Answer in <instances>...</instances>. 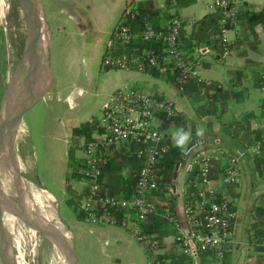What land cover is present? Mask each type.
Here are the masks:
<instances>
[{"label": "crops", "instance_id": "0c3cea01", "mask_svg": "<svg viewBox=\"0 0 264 264\" xmlns=\"http://www.w3.org/2000/svg\"><path fill=\"white\" fill-rule=\"evenodd\" d=\"M146 1H150L156 9L183 18L180 36L182 50L187 60L198 69L202 79L209 81V84L191 81L198 85V90L180 92L175 82L148 71L105 69L104 74L97 75L105 86L100 99L86 100L84 95L88 92L82 88L71 90L61 99L53 82L50 65L47 89L36 111L33 132L25 151L29 153L30 159L34 156L36 168L34 138L38 126L43 128L49 123L62 129L65 161L61 172H56L58 186L55 187L62 190L61 200L62 204H65L67 184L76 193H83L85 189L83 177L78 171L74 172L77 163L71 164L68 159V148L74 145L72 129L87 121L95 124L110 94L120 87L161 91L174 101L177 108V116L173 125L169 127V146H173L171 133L178 127L190 129L193 140L189 142L187 149L182 151L172 182L168 189L158 193L159 198L181 217V194L186 187L187 166L191 157L199 150H218L226 155L237 156L242 171L241 181L237 186L228 189L234 197L236 208V217L232 224L233 243L222 264H259L257 250L261 232L257 227V220L258 206H261L264 195V171L259 172L263 165L258 166L247 149L254 143L248 139V132L251 130L259 132V124L264 115V92L260 89V78L264 76V28L260 25L244 28L238 14L239 24L236 27H229L226 32L224 40L229 51L222 59V38L218 36V32L209 33L205 30V26H213V22L208 20L211 15L216 14L208 7L210 0H192L189 4L175 3L170 7L165 4V0H82V4L73 10L74 14H69V18L78 29L97 25L99 34L95 39L96 54L93 64L96 73L100 69L101 54L108 43L111 30L124 7L130 3L138 6L139 3ZM232 1L238 11L264 9V0ZM62 9L65 12L70 11L69 7ZM206 20L207 23H204ZM51 39L50 31V45ZM201 127L204 129V135L197 137L196 130ZM19 142L18 138L17 146ZM115 153L104 155L103 162L114 157ZM74 154L77 159L81 156L78 148ZM120 156L115 157V166L120 162L118 167H112V163L111 167L103 168L100 182L105 186H112L116 177L123 178L120 180L122 182L131 175H137L140 160L136 157L129 160L127 156ZM66 175H69L68 181ZM52 195L56 198L54 194ZM113 195L126 194L119 191ZM58 214L62 216L61 204L58 206ZM73 214L74 219L70 224L65 222V226L69 230L72 249L77 259L81 257L87 264H146L142 246L129 229L113 224L85 222L83 214L79 213L78 209H73ZM167 247L169 251L177 252L170 240L166 243Z\"/></svg>", "mask_w": 264, "mask_h": 264}, {"label": "built area", "instance_id": "2783aa9c", "mask_svg": "<svg viewBox=\"0 0 264 264\" xmlns=\"http://www.w3.org/2000/svg\"><path fill=\"white\" fill-rule=\"evenodd\" d=\"M232 0H210L209 9L218 15V36L222 38V59L228 54L225 42L229 27L239 24L238 10ZM136 4H128L121 12L104 48L100 66L104 69L147 72L153 69L161 77L175 75L178 91L190 82H204L198 69L186 58L180 36L183 18L170 14L159 24L144 21L135 29L130 21L138 13ZM260 89L264 92V81ZM177 116V108L170 98L158 90L120 87L114 90L95 120V130L90 137L77 138L81 152L76 165L83 177L85 189L79 213L88 223L113 224L129 229L140 242L146 264H168L170 240L177 253L190 258L192 264H201L206 257L217 264L231 250L232 224L236 217L235 200L228 191L241 181L239 158L222 151L199 150L190 159L185 190L181 194V217L161 201L157 194L160 183L158 163L170 146L169 127ZM136 146L135 157L140 160L134 191L130 195H112L101 191L100 161L104 155ZM264 147V115L259 124V138L247 149L260 156ZM219 163L214 172L213 162ZM159 205L165 209L158 210ZM260 241L257 254L259 264H264V195L261 202ZM122 210L124 216H117ZM158 215L176 229L172 236L159 237L145 232L140 224L148 216ZM205 253V254H203Z\"/></svg>", "mask_w": 264, "mask_h": 264}, {"label": "rangeland", "instance_id": "374dc122", "mask_svg": "<svg viewBox=\"0 0 264 264\" xmlns=\"http://www.w3.org/2000/svg\"><path fill=\"white\" fill-rule=\"evenodd\" d=\"M8 3L6 13L0 12V108L10 76L16 69L22 49V19L19 4L17 0H8ZM42 3L52 36L50 65L59 97L62 99L71 90L82 88L88 92L84 95L86 100L100 99L105 86L97 75L104 74L106 70L99 66L100 69L96 73L93 67L96 54L95 39L99 34L96 29L97 25H91L87 29H78L74 26L73 20L69 18V14L73 15V10L82 4V0H42ZM64 7H69L70 11H63ZM164 78L168 79V76ZM14 83L15 78H12L11 84L14 85ZM14 88L16 87L14 86ZM57 103L60 106L59 100ZM61 130L60 127L49 123L43 128L38 126L34 138L36 168L34 167V156L30 159L28 152L22 156L21 160L24 164V174L41 190L48 192L51 196H53L52 194L56 196L53 198L58 206L61 204V214L65 220H62L61 224L66 227L65 222L70 224L75 216L72 206L67 203L62 204V190L55 187L57 185L56 172H61L63 161H65V142ZM7 153L8 148L4 147L1 152V163L5 160ZM7 168L4 166L3 172L8 180ZM43 203L46 207L31 204L36 212L32 216L38 213L43 215L47 211L49 215L55 217L57 205L49 202L44 194ZM16 204L18 208L22 207L19 203L16 202ZM43 221L47 222L46 218ZM37 229L42 235L39 244L35 248H33L32 242H29L27 246L23 245L24 256H19L18 260L27 261L28 264H57V259L52 251V241L42 233L40 228ZM77 244L76 241L75 248H77ZM78 260L80 264H87V261L81 257Z\"/></svg>", "mask_w": 264, "mask_h": 264}, {"label": "bare ground", "instance_id": "6f19581e", "mask_svg": "<svg viewBox=\"0 0 264 264\" xmlns=\"http://www.w3.org/2000/svg\"><path fill=\"white\" fill-rule=\"evenodd\" d=\"M7 4H9L8 0H0V12L6 13ZM46 33V27L42 23L41 15L38 12L33 21L31 39L32 42L37 40V46L33 47V55L38 59L40 64L45 57L44 46L46 45ZM14 86H16V80ZM19 113V100L16 88H13L12 93L6 98L3 114L0 113V142L2 136L6 137L7 146L15 145L19 138L21 131L18 125ZM3 149L4 147H0V240L6 246L10 260L13 264V260L16 261V264H28L27 261H19L18 258L19 256H24L23 245L27 246L29 242H32L34 245L33 248H35L39 244L42 235L37 231V228H40L42 233L52 241V251L57 259V264H68L66 259L71 261L70 246L72 240L69 236L68 228L63 227L61 224L62 216L58 214V205L55 199L48 192L37 187L24 174L25 169L23 160L21 159L16 174L11 176L9 168L6 169L8 175L7 180L3 172L4 166L1 163V152ZM43 194L48 198L49 202L57 205V214L55 217L49 215L47 211L43 215L38 213L32 216L35 211L31 207V204L45 206L43 203ZM16 202L22 205V207L18 208ZM43 217L46 218L47 222L43 221ZM60 236L61 247L64 250L62 252L59 250L60 245L58 244Z\"/></svg>", "mask_w": 264, "mask_h": 264}, {"label": "trees", "instance_id": "16d2710c", "mask_svg": "<svg viewBox=\"0 0 264 264\" xmlns=\"http://www.w3.org/2000/svg\"><path fill=\"white\" fill-rule=\"evenodd\" d=\"M192 0H165V4L170 7L175 3H183V4H189ZM138 13L135 16V18L133 20L130 21V24L135 28V29H139V27L142 25V23L144 21H148L151 22L154 25L159 24V22L161 21V19H163L164 17H167L168 15H170L171 13L168 11H162L159 9H156L153 4L150 1H146L144 3H139L138 5ZM239 14V18H240V22L244 25V28L248 29V28H253L255 25H260L264 28V9L262 10H258V11H249V10H245L242 9L240 11H238ZM208 22H213V26L208 25L205 26V30L209 31V33L211 31L214 32H218L219 30V24H218V15L217 14H213L209 17ZM204 23H207V20L204 21ZM148 72L157 76V72L153 69H148ZM168 80L175 82V75H169L168 76ZM264 80V76L263 78H260V84H262V81ZM261 86V85H260ZM184 90H192V91H197L198 90V85L193 84V82H188L185 86H184ZM208 113H210V111H208ZM202 115V114H200ZM96 126L93 122H85L82 123L79 127H75L72 129V134L74 135V145L68 148V159L70 161L71 164H79L80 163V158L77 159L75 157V149L78 148L77 145V138L80 135H85L86 137H90L92 132H94ZM248 139L250 141H254L257 140L259 138V132L256 130H251L248 132ZM136 149V146L131 145L129 148L126 149H122L121 151H118L114 154V157H112L111 159L107 160L106 162L100 161V168L101 171L103 170L104 167H111V164L113 163L112 167H118L120 162L116 165L115 162V157L120 155L122 156H127L129 160H131L133 157H135L134 151ZM264 147L262 149V154L260 156H254L255 158V163L259 166L260 164L263 165V167H261V170L259 168V172L263 173L264 171ZM182 156V151L180 149L175 148L174 146H171L168 150L167 153H165L162 158L160 159L159 163H158V173L160 176L159 179V189L157 194L160 191H165L166 189H168V187L170 186L171 182H172V178L174 176V170L175 167L178 163V160L180 159V157ZM127 159V160H128ZM77 168L78 167H74V172H77ZM213 170L214 172L219 171V164H214L213 162ZM81 176V175H80ZM102 176V174H101ZM136 176L137 175H131L127 180H123L122 182H120L121 177H116V181L114 182V184L112 186H105L104 184L101 183V191L102 193H109V194H114L116 192L122 191L124 192L126 195H130L133 193L134 191V184H135V180H136ZM69 180V175H66V181ZM118 182V183H116ZM66 197H65V202L67 204H69L70 206H72V208L74 210L78 209L80 206V201H81V197L83 195V193H76L73 188L67 184L66 185ZM159 195V194H158ZM169 208L171 206H168ZM259 207V216H258V220H257V224H258V228H259V232H260V226H261V212H262V207ZM166 207L165 205H159L158 206V210L162 211L164 210ZM172 208V207H171ZM170 208V209H171ZM173 210V209H172ZM117 216L118 217H122L124 216V213L122 210H118L117 212ZM142 227V230H144L145 232H151V233H157L159 235V237H168V236H172L176 233V229L173 227V225L168 222L166 219L162 218L161 216L158 215H150L148 216V218L142 222V224H140ZM205 254V253H203ZM207 255L205 254L204 256L201 257L200 259V263L201 264H217L213 261H210V259H208L206 257ZM164 257H168L170 259V262L168 264H192V261L190 260V258L185 257L184 255H181L175 251H168L166 252V254L162 255L161 258Z\"/></svg>", "mask_w": 264, "mask_h": 264}, {"label": "water", "instance_id": "95a60500", "mask_svg": "<svg viewBox=\"0 0 264 264\" xmlns=\"http://www.w3.org/2000/svg\"><path fill=\"white\" fill-rule=\"evenodd\" d=\"M20 16L22 19V49L19 57L18 64L15 71L10 76L8 86L3 96L1 103L0 113L3 114L5 110V101L7 96L12 93L14 85L11 84L12 78L16 80V93L20 105V113L18 117V125L21 129L19 135L18 146L9 145L6 146V137H1L0 147H8V153L5 156V160L2 162L3 166L8 167L10 175L13 176L18 171V165L22 156L26 153V147L28 140L31 138V132H33L36 111L44 99V95L47 89V81L50 77V27L46 18L42 0H19ZM38 12L41 15L42 23L45 25L46 33V45L44 46V59L40 64L38 59L33 55V47L37 46V40L32 42L31 30L34 18ZM3 117V116H2ZM1 186V185H0ZM57 230V229H56ZM60 245L59 250L64 251L61 247V236L58 239ZM70 258L66 259L68 264H80L70 246ZM14 264L15 263V260ZM0 264H13L10 260L9 252L0 240Z\"/></svg>", "mask_w": 264, "mask_h": 264}, {"label": "clouds", "instance_id": "9594fccd", "mask_svg": "<svg viewBox=\"0 0 264 264\" xmlns=\"http://www.w3.org/2000/svg\"><path fill=\"white\" fill-rule=\"evenodd\" d=\"M195 135L197 137H202L204 135V129L202 127L198 128ZM171 139L175 148L185 151L189 142L193 140V134L190 129L186 130L183 127H178L171 133Z\"/></svg>", "mask_w": 264, "mask_h": 264}]
</instances>
